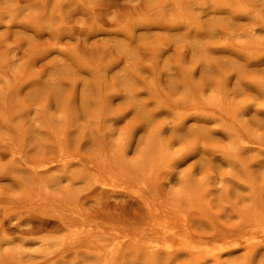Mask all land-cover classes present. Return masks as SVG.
Returning a JSON list of instances; mask_svg holds the SVG:
<instances>
[{"label": "rangeland", "instance_id": "374dc122", "mask_svg": "<svg viewBox=\"0 0 264 264\" xmlns=\"http://www.w3.org/2000/svg\"><path fill=\"white\" fill-rule=\"evenodd\" d=\"M0 264H264V0H0Z\"/></svg>", "mask_w": 264, "mask_h": 264}, {"label": "bare ground", "instance_id": "6f19581e", "mask_svg": "<svg viewBox=\"0 0 264 264\" xmlns=\"http://www.w3.org/2000/svg\"><path fill=\"white\" fill-rule=\"evenodd\" d=\"M144 231L151 232L152 236L159 235V237H156L154 240H153L154 238L153 236V238L150 241L151 244L150 247L158 251L164 248L165 250L169 251L168 255L170 256L172 255L170 253H173L174 255V253L177 251L189 254V248L192 247V246L189 247V240L186 237V234H184L183 231L180 232V230L175 231L173 226H163L158 228V227H154L153 225L151 226L148 225V228L144 229ZM194 249L197 248L194 247Z\"/></svg>", "mask_w": 264, "mask_h": 264}]
</instances>
